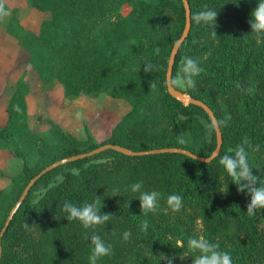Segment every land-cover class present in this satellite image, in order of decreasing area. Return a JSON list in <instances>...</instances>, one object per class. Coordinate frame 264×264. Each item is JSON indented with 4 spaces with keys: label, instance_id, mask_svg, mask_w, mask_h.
I'll use <instances>...</instances> for the list:
<instances>
[{
    "label": "trees",
    "instance_id": "1",
    "mask_svg": "<svg viewBox=\"0 0 264 264\" xmlns=\"http://www.w3.org/2000/svg\"><path fill=\"white\" fill-rule=\"evenodd\" d=\"M27 2L45 12L38 32L23 28L17 8L5 5L10 11L7 28L28 51L37 77L45 83L57 80L67 101L81 93L100 92L125 100L130 108L102 141L89 131L78 139L58 125L38 135L28 123L25 84L18 81L6 106L8 119L0 127V140L14 145L12 154L22 161V168L9 178L8 187L0 189V230L27 182L58 159L106 143L134 151L180 147L200 156L211 154L216 135L206 112L196 105L184 106L166 89L169 54L185 23L181 0ZM187 2L190 29L175 55L171 79L179 74L185 56L204 69L195 78V88L177 89L203 101L218 122L231 117L226 125L218 123L217 156L199 162L179 153L127 156L106 149L59 165L36 180L10 220L1 238L0 264H88L90 243L84 234L91 230L68 221L61 208L66 200L82 206L97 196L102 200L101 213H112L113 218L95 231L114 250L98 264H166L163 255L173 257V264H191L190 256L178 259L187 252L188 238H197L189 208L202 219L203 237L230 253L233 264H264V209L248 217L250 197L237 191L219 165L220 158L232 154L246 138L249 166L264 184V36L257 37L249 24L259 0ZM123 6L129 8L125 14ZM205 6L217 9L212 29L193 20ZM212 30L217 36H212ZM145 62L157 70L144 72ZM153 82L156 91L150 87ZM237 83L244 89L254 87L255 92L249 95ZM16 134L22 139V143L16 140L17 145ZM180 136L190 137V142L179 144ZM33 149L38 156L30 164ZM141 181V191L161 193L158 210L147 216L140 212V193L130 190L131 184ZM114 189H119V196L109 197ZM171 194L183 198L178 212L166 204ZM145 219L146 234L140 231ZM125 230L132 234L128 241L122 240Z\"/></svg>",
    "mask_w": 264,
    "mask_h": 264
},
{
    "label": "rangeland",
    "instance_id": "2",
    "mask_svg": "<svg viewBox=\"0 0 264 264\" xmlns=\"http://www.w3.org/2000/svg\"><path fill=\"white\" fill-rule=\"evenodd\" d=\"M5 5L9 9L17 8V18L23 28L38 32L45 12L34 8L27 0H5ZM128 9L123 6L121 12L125 14ZM9 18L10 15L0 20V127L7 123L6 106L10 96L17 82L23 81L27 92V118L33 132L41 135L53 125H58L78 139L85 138L86 131L93 132L97 141L105 139L130 107L129 103L100 92L81 93L73 101H67L62 96V87L57 80L45 83L37 77L29 63L28 51L8 31ZM78 112L83 113L84 119L76 118ZM13 140L22 143L17 134ZM13 146L0 140V189L8 187L9 178L22 168V161L12 154ZM37 156L38 150L33 149L28 156V163H35ZM188 210L194 217L199 238L203 236L202 219L191 208Z\"/></svg>",
    "mask_w": 264,
    "mask_h": 264
},
{
    "label": "clouds",
    "instance_id": "3",
    "mask_svg": "<svg viewBox=\"0 0 264 264\" xmlns=\"http://www.w3.org/2000/svg\"><path fill=\"white\" fill-rule=\"evenodd\" d=\"M8 15H10V11L5 7V0H0V20H3ZM250 17L249 24L251 32L257 37L264 36V0H259V2L256 3L255 8L251 11ZM216 18L217 9H208L207 6H205V10L198 11L193 16L195 23L210 25L211 29L215 26ZM211 34L213 37L217 36L213 30ZM156 51L159 53V48H157ZM138 68L139 65L136 71ZM156 70V65L151 62H145L143 68L144 72L148 73ZM203 71L204 69L195 59L185 56L182 59L179 74L175 78L170 79L168 84L174 88L193 89L196 87L195 78ZM236 86L249 95L255 92L254 87L244 89L241 88L239 83H237ZM150 87L153 91H156L157 84L153 82ZM76 118L84 119L83 113L78 112ZM230 119L231 117L226 115L224 120L219 121L218 123L226 125ZM189 142L190 137H178V143L181 145H186ZM248 143L249 141L245 138L243 144L238 145L232 154L226 153L220 158L219 165L231 178L230 180L237 186V191L246 192L250 197L249 202L246 205V214L248 217L252 218L264 209V184L260 183V177L254 175L252 172L253 168L249 166L247 152L244 147V144ZM73 171L75 174H78V170ZM257 184L259 186H257ZM142 188V181L130 185V190L133 193H140L138 197L140 201V212L147 216L149 213H155L158 210L161 193L156 190L141 191ZM111 196H119V189H114L109 197ZM166 204L171 211L178 212L183 207V198L180 195L171 194L167 197ZM101 207L102 200L100 199V196H97L95 201L91 203L85 202L82 206H77L66 200L61 208V211L66 213L64 217L68 221H78L83 229L91 230L86 231L84 234V238L90 243V254L87 257L88 264H98L103 257L114 254L112 245L106 243L105 240L95 231L98 226H106L113 218L112 213L102 214ZM148 229V220H142L140 222V231L146 234ZM112 234L115 235V232ZM131 235L130 230H125L122 233V240L128 241L131 238ZM182 246L183 245H181V247ZM189 256L192 258L191 264H233L230 253L219 250L218 243L210 242L203 236L199 238L189 237L187 241V252L179 254L178 259L184 261L185 258ZM162 259L166 261V264H173V257L171 256L163 255Z\"/></svg>",
    "mask_w": 264,
    "mask_h": 264
},
{
    "label": "water",
    "instance_id": "4",
    "mask_svg": "<svg viewBox=\"0 0 264 264\" xmlns=\"http://www.w3.org/2000/svg\"><path fill=\"white\" fill-rule=\"evenodd\" d=\"M181 2L183 4V8L185 10V23H184V27H183V30L181 32V35L173 43V46H172L170 54H169L167 69H166V75H165L166 89H167V92L173 98L178 100L184 106H188L190 104L196 105V106L202 108L206 112V114L210 118V121L212 123V126H213L214 131H215V135H216V146L213 149V151L211 152V154L209 156H200V155H197V154L191 152L188 149L180 148V147H164V148H154V149H148V150L134 151L130 148L120 146L118 144L106 143V144H101L98 147H96L90 151L58 159V160L46 165L42 170H40V172H38L35 176H33L27 182V184L24 186L23 190L21 191L19 197L17 198V200L15 201L13 206L10 208V210L7 214V217L5 219V222H4V224L0 230V258H1V238L3 236V233L6 230V228L9 224L10 220L12 219L13 215L15 214L17 209L19 208L20 204L25 199L30 188L33 186V184L36 182V180L40 176H42L47 171H50L59 165H62V164H65L67 162H71V161H74V160H77L80 158L92 156V155L99 153V152L106 150V149H112V150H115V151L120 152V153L127 155V156L148 155V154H155V153H179V154L186 155V156H188L194 160H197L199 162H206V161L210 162L211 160H213L217 156V154L220 150V146H221V133H220V129L218 126V121H217L213 111L203 101L196 99V98H193L187 92L179 90V89L174 88V87H171L168 84V81L171 79V76H172V67H173L175 55H176L180 45L184 41L185 37L187 36L189 29H190L189 4H188L187 0H181Z\"/></svg>",
    "mask_w": 264,
    "mask_h": 264
},
{
    "label": "crops",
    "instance_id": "5",
    "mask_svg": "<svg viewBox=\"0 0 264 264\" xmlns=\"http://www.w3.org/2000/svg\"><path fill=\"white\" fill-rule=\"evenodd\" d=\"M62 96H63V94H62ZM129 108H130V107H129ZM129 108H128V109H129ZM128 109H127V110H128ZM110 131H111V129H110ZM109 133H110V132H109ZM90 134H91V135L93 136V138L97 141L98 138L95 136V134H94L93 132H90Z\"/></svg>",
    "mask_w": 264,
    "mask_h": 264
}]
</instances>
